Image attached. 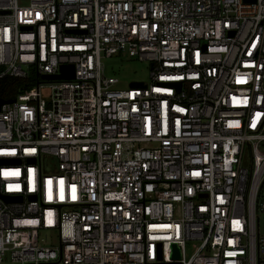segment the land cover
<instances>
[{
  "label": "built area",
  "instance_id": "1",
  "mask_svg": "<svg viewBox=\"0 0 264 264\" xmlns=\"http://www.w3.org/2000/svg\"><path fill=\"white\" fill-rule=\"evenodd\" d=\"M121 53L147 82L115 87ZM30 68L0 105V264H264V0H0V80Z\"/></svg>",
  "mask_w": 264,
  "mask_h": 264
},
{
  "label": "rangeland",
  "instance_id": "2",
  "mask_svg": "<svg viewBox=\"0 0 264 264\" xmlns=\"http://www.w3.org/2000/svg\"><path fill=\"white\" fill-rule=\"evenodd\" d=\"M104 73L117 79L115 87L127 88L131 82H147L149 63L146 60H140L136 56L129 57L126 54H117L113 56H104L101 59ZM29 79L31 84L35 85V74L33 68L29 69ZM42 97L48 101L49 89L43 88L41 90ZM250 156L248 150L243 153L242 165L249 168ZM259 230L262 232L264 227V219L261 214L258 218ZM39 242L44 245L53 246L55 243L51 237V232L42 231L39 233ZM192 251L187 248V255Z\"/></svg>",
  "mask_w": 264,
  "mask_h": 264
},
{
  "label": "trees",
  "instance_id": "3",
  "mask_svg": "<svg viewBox=\"0 0 264 264\" xmlns=\"http://www.w3.org/2000/svg\"><path fill=\"white\" fill-rule=\"evenodd\" d=\"M31 86V82L22 81L15 77H4L0 80V99L11 98L17 92Z\"/></svg>",
  "mask_w": 264,
  "mask_h": 264
},
{
  "label": "water",
  "instance_id": "4",
  "mask_svg": "<svg viewBox=\"0 0 264 264\" xmlns=\"http://www.w3.org/2000/svg\"><path fill=\"white\" fill-rule=\"evenodd\" d=\"M245 2H254L255 0H244ZM44 78H72L73 77V66L72 64L64 65L61 67V73L55 76L44 75ZM130 85H141L139 82H131ZM12 100H2L0 99V105L4 102H10ZM173 252L172 257L178 258L179 253L175 245H172Z\"/></svg>",
  "mask_w": 264,
  "mask_h": 264
}]
</instances>
